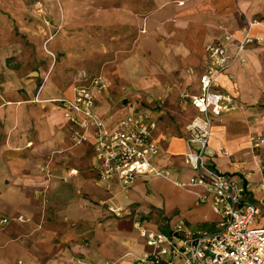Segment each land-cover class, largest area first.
Masks as SVG:
<instances>
[{"label":"crops","instance_id":"1","mask_svg":"<svg viewBox=\"0 0 264 264\" xmlns=\"http://www.w3.org/2000/svg\"><path fill=\"white\" fill-rule=\"evenodd\" d=\"M2 3L18 6L21 0ZM70 3L75 4L61 9L59 18L49 6L44 18L50 27L43 34L110 37L108 54L101 49L92 68L85 64L92 57L83 59L85 50L77 48L58 70L44 61L20 75L14 67H32L33 60H19L14 25L20 16L0 15V26L13 37L0 50V220H7L0 224V264H136L151 248L135 223L165 234L181 226L182 238L216 231L220 217L200 187L138 179L123 191L115 182L99 181L92 142L73 145L63 113L66 131L52 120L55 109L61 111L52 101L70 99L75 86L87 84L80 72L106 80L109 89L93 93L97 117L110 127L131 110L148 115L155 123L149 141L158 148L154 165L187 181L193 174L185 163L187 128L197 116L189 97L201 93L205 47L219 45L232 56L244 30L252 39L244 61L231 64L217 80L215 92L231 98L232 110L211 119L205 162L245 187V201L264 211V144L253 149L250 143L254 136L264 139V0ZM21 85L23 92L15 87ZM112 208L120 211L113 214Z\"/></svg>","mask_w":264,"mask_h":264},{"label":"built area","instance_id":"2","mask_svg":"<svg viewBox=\"0 0 264 264\" xmlns=\"http://www.w3.org/2000/svg\"><path fill=\"white\" fill-rule=\"evenodd\" d=\"M244 31L232 56L222 46L205 47L208 61L200 78L201 93L190 97L197 116L187 128L185 163L193 173L187 181L172 179L171 169L154 165L158 148L149 141L155 123L148 115L131 110L110 127L97 117L93 93L106 92L109 89L106 80L89 79L85 72H80L79 80L87 84L75 86L70 99L52 101L60 106L71 126L74 144L92 142L94 169L99 181L115 182L123 191L130 189L138 179H161L181 189L200 187L205 191L203 199L209 197L212 209L219 215L216 231L186 233L184 238L180 236L181 226L165 234L147 231L135 223L139 236L151 248L150 254L138 259L136 264H264V214L260 216V208L245 201V187L217 173L205 162L211 119L232 110L231 98L215 92L217 80L231 64L244 61L246 46L252 43L249 30ZM250 143L253 149H259L264 139L254 136ZM119 211L120 208L110 209L113 214ZM17 220L22 221V217ZM257 221L261 222L259 228ZM6 222V219L0 220V224Z\"/></svg>","mask_w":264,"mask_h":264},{"label":"rangeland","instance_id":"3","mask_svg":"<svg viewBox=\"0 0 264 264\" xmlns=\"http://www.w3.org/2000/svg\"><path fill=\"white\" fill-rule=\"evenodd\" d=\"M2 1H7V0H0V15L4 16H11V12L14 11L15 13H18L20 16V19L16 21L14 27L16 26L19 29V36H14V39H17L20 45V52H19V60H28L29 57H33L32 60V67H28V62L26 64H20V66L14 67L15 71H18L20 75L25 70H33L34 67L35 69H38L40 65L47 63L49 67L52 65L54 68L57 65V70L59 65L66 59L67 55H72L74 54V51L78 48L84 51L82 54L81 52L78 53L79 55L81 54L83 56V59H87L89 56L92 58L86 62L85 64L89 65L87 67H93V64L96 63L98 60V54H103L101 52V49H105V55L108 54L106 49L107 48L106 43L109 41L110 37L104 36V37H97L95 38L94 36H91L89 34L86 35L87 32H84L85 35L81 37L77 36H70L69 33L66 35L65 31L63 30L60 32L58 35H50L49 37L47 35H44L43 29L45 27H50L46 26L47 24L45 22L46 19L44 18V15L46 13L51 12L50 7H54L55 10L54 15H57L59 18L60 11L61 9H65L66 7L74 6L75 3H70L74 2L75 0H21V4L19 3L18 6L16 4L14 5H7L3 4ZM38 1L39 3H35ZM48 1V4H44L43 2L46 3ZM78 1V0H77ZM51 4V5H50ZM50 11H49V10ZM41 17V19L37 18ZM35 18V19H34ZM2 21L0 20V23ZM59 28V27H58ZM6 31L2 29L0 26V50L7 48L8 46H11V41L13 37H8L7 34H5ZM53 39V40H52ZM98 41L100 42L98 44ZM103 44V46H101ZM72 45L70 50L72 52H61L62 48L66 46ZM54 50V51H53ZM97 50V51H96ZM78 55V56H79ZM85 57V58H84ZM107 59V58H105ZM45 61V62H44ZM12 59H9L7 61V64H11ZM34 65V66H33ZM49 72L53 71V68L49 69ZM62 67V66H60ZM10 68V67H8ZM65 70H71L70 68H66L63 66ZM85 68V67H84ZM25 69V70H24ZM40 69V68H39ZM45 70V67H44ZM51 70V71H50ZM188 73V72H187ZM189 74V73H188ZM49 74H47V77ZM47 77H44V79ZM24 81V79H23ZM43 83H39V90L42 88ZM11 87V86H10ZM16 88L19 87V90L23 92L24 86H15ZM14 88V87H13ZM38 90V91H39ZM190 101V97H189ZM57 111L56 116L55 113H53L52 120H58L61 122L63 128L66 131V122L65 120L62 119V110L60 111L59 108L55 109ZM73 143V142H72ZM74 145V143H73ZM264 214L263 209H261V215ZM2 217H0L1 219ZM256 226L259 228L261 227V222H256Z\"/></svg>","mask_w":264,"mask_h":264}]
</instances>
